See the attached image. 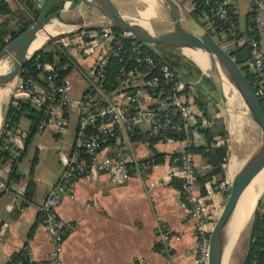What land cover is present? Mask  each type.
Listing matches in <instances>:
<instances>
[{
	"label": "built area",
	"instance_id": "obj_1",
	"mask_svg": "<svg viewBox=\"0 0 264 264\" xmlns=\"http://www.w3.org/2000/svg\"><path fill=\"white\" fill-rule=\"evenodd\" d=\"M194 1H187V11L193 9ZM203 1L207 12L202 14L199 21L205 23L212 18L220 23L227 35L226 43L221 44L227 50L237 46H244L248 50L251 75L249 84L264 114V56L256 36L258 19L241 32L226 1ZM112 32L99 29L53 42L52 45L67 49L75 68L62 76L59 67L38 65L46 73L42 77L44 84H37L31 77L25 80L17 77L10 92L11 99L28 100L35 109L45 113L46 118L38 126L39 132L63 136L68 125L66 116L71 111L77 112L75 138L68 152L61 155L59 179L40 207L44 227L52 244L45 264H61L64 236L72 226L58 218L56 208L61 195L74 193L79 178L89 176L96 179L104 175L114 185H122L131 177L143 178L151 172L153 165L147 162H136L128 167L121 159L98 157L103 147L116 141L119 132L128 137L140 125H146L149 135L161 142L170 141L173 134H182L184 137L185 149L180 153L179 166L168 179L180 180L181 195L195 229L193 263L209 264V239L225 203L226 198L222 197L224 185L219 186L217 191L206 185L203 194H195L192 189L196 180L194 154L187 149L203 142L194 130V120L200 119L201 125L205 127L214 117L209 116L207 119L201 111H192L183 97L185 83L180 81L177 72L169 64L157 61L143 51V46L149 45L122 32L124 38H133L126 44L116 39ZM111 59L117 60L120 68L114 80L116 87L107 92L102 86L101 77ZM78 60L90 63L86 73L76 72ZM73 74H78L83 81L78 99L71 97ZM12 103L16 105L15 101ZM16 133H11V130L4 132V150L20 147ZM222 143L219 140L216 144ZM3 188L4 185L0 183V190ZM226 189L229 190L228 182ZM160 236L164 243L170 241V233L165 227H161ZM27 260L31 264L28 255ZM144 262L143 259H135L130 264Z\"/></svg>",
	"mask_w": 264,
	"mask_h": 264
},
{
	"label": "crops",
	"instance_id": "obj_2",
	"mask_svg": "<svg viewBox=\"0 0 264 264\" xmlns=\"http://www.w3.org/2000/svg\"><path fill=\"white\" fill-rule=\"evenodd\" d=\"M6 1L10 6L11 0ZM181 1L187 9L188 0ZM224 1L239 31H245L253 20L258 19L256 36L264 56L260 38V32L264 29V0ZM226 41L227 35L221 32V43ZM71 79V97L78 99L81 93L77 96L75 88L83 87V81L77 74H73ZM75 79L78 86L74 88ZM11 90L12 85L0 92V134L6 110L10 104L13 105ZM183 97L192 111H199L193 102L195 92L192 88L185 90ZM209 106L211 104L207 106L208 111ZM209 114L213 119L217 118ZM71 115L72 125L69 121ZM76 116L75 111L66 116L68 125L63 136L46 132L52 136L51 146L40 145L38 138L34 140L35 151L30 157L29 166H23L22 161L35 136L25 144L29 125L21 122L25 118L20 120L16 133L20 147L15 146L16 149L13 148L10 153L11 159L17 160L21 151H25L14 171L18 178L11 180L9 177L12 160L0 166V183L4 185L0 190V264H8L12 256L22 251L26 252L31 264H45L52 244L44 227L40 207L59 179L61 155L68 152L75 138ZM148 133L146 125L136 127L128 137L119 132L116 141L103 147L98 155L99 158L121 159L126 165H132L149 160L154 153L163 154V163L153 165L147 176L131 177L122 185H114L104 175L96 179L83 176L76 181L72 195H61L56 208L57 216L72 226L64 236L61 264H130L135 259H143L144 264H194L195 229L181 195V182L177 178L168 179L179 166V156L174 158V155H180L185 145L183 141L177 140L150 144L143 140V135L149 136ZM194 165L196 180L192 189L195 194H203L206 185L215 191L220 189L214 187L212 181L202 185L198 180L208 172L203 158L195 155ZM224 169V178H215L221 181L220 187L224 185L222 197L229 181L226 165ZM250 220H247L240 234L249 228ZM161 227L169 231V242H163ZM236 242L227 264H240L246 253L247 241L241 247L236 246Z\"/></svg>",
	"mask_w": 264,
	"mask_h": 264
},
{
	"label": "water",
	"instance_id": "obj_3",
	"mask_svg": "<svg viewBox=\"0 0 264 264\" xmlns=\"http://www.w3.org/2000/svg\"><path fill=\"white\" fill-rule=\"evenodd\" d=\"M31 1L25 0L27 9L34 8V1L41 0H33V3ZM136 1L46 0L40 8L37 18L26 29L21 28L18 36L0 49V92L15 81L23 67L37 53L60 39L89 31L109 29L128 33L134 39L147 45L163 46L175 50L168 42L165 43L162 40L170 30V35L173 36L174 40L173 43L180 46L184 53L190 55L192 50H195L200 54L198 57L202 67L198 64L196 57H186L179 52L194 63L202 74L210 80L220 100L223 102L228 101L225 94V81L234 88L241 101L249 108L250 125H245L244 129L237 131L246 143L233 176L228 177V195L221 214L214 223L209 239V264H227L230 255L229 253L228 258L226 257L227 247L233 242L235 231L238 228V224L232 223V220L251 175L264 163V114L262 108L241 68L232 58L230 52L194 20L189 12L181 7L176 0H144L162 14L159 16L153 12L149 13L151 18L158 20L150 23L148 27L150 32L147 29L133 26L129 21L135 15L137 8L134 4L128 8V3ZM73 4L75 6L69 9V6ZM116 5L119 8L116 12L121 15L105 11V8L108 10V8H113ZM58 6H61V8L56 10ZM73 15L81 19L71 27L62 30L53 27L57 22L65 26L68 25L72 21L71 16ZM44 33L48 34L49 38L43 44L33 47ZM212 58H214V62ZM232 114L230 120L234 124L238 113ZM227 131L230 136L229 154L226 163L228 176V164L232 156L233 144L228 127ZM260 197L261 195L256 200L248 220L252 217ZM246 223L240 226L237 237ZM235 242L236 240H234L230 252Z\"/></svg>",
	"mask_w": 264,
	"mask_h": 264
},
{
	"label": "trees",
	"instance_id": "obj_4",
	"mask_svg": "<svg viewBox=\"0 0 264 264\" xmlns=\"http://www.w3.org/2000/svg\"><path fill=\"white\" fill-rule=\"evenodd\" d=\"M23 2L24 0H17ZM180 3L183 5L181 0ZM193 9L189 10V14L194 20H196L202 27H204L210 35L215 37L221 42V32L226 34L220 23L212 18L207 22L202 23L199 18L203 13L207 12V7L203 0H195ZM60 9V6L56 7V10ZM55 11V10H54ZM40 12V9L34 7L27 10V15H16L12 11L6 0H0V49H2L9 41L13 40L20 33V29H26L33 20H35ZM113 36L116 39H121L124 43L129 44L133 38H124L121 31H113ZM143 51L152 55L157 61L165 62L174 69L180 81L185 83V90L188 91L192 88L195 92L193 102L197 109L203 113V115L209 119L208 104H216L217 97L214 95L215 88L211 84L210 80L205 77L200 69L186 59L179 53L163 46H143ZM232 58L241 68L246 80L250 83L251 75L249 70V54L248 50L244 47H234L228 49ZM43 64H51L62 69V76H66L72 69L75 68V64L71 59L67 49L62 48L59 45H48L42 51L37 53L21 70L18 75V79L25 80L28 77L33 78L37 84H44L42 77L46 75L41 69ZM41 65L40 68L37 66ZM120 64L117 60L111 59L102 74L101 81L102 86L107 92H111L116 86L114 80L119 74ZM113 84V85H112ZM102 87V88H103ZM16 105H9L6 113L3 117L2 130L0 134V166L6 162H10L11 150H4V144L6 136L5 131L11 130V133L17 132L19 122L22 118L29 121V132L26 135L24 142L29 143L31 139L36 135L38 126L42 120L46 118L45 113L42 110L35 109L28 100H14ZM196 131L203 139V143L187 149L191 153L200 156L206 162L208 172L205 176L198 179L203 185L206 181H212L214 187H219L221 181L215 180L216 177L224 178L225 169L224 165L227 163L229 147H228V132L221 118L209 120V125L203 127L200 123V119H197L195 125ZM149 134V133H148ZM182 134H173L171 140L183 141ZM143 140L150 144L159 142V140L151 137L150 135H143ZM222 140L223 144L217 145V141ZM161 142V141H160ZM24 150L21 151L17 160L11 161V168L9 172L10 179H17L15 174L16 165L19 159L23 157ZM180 155H174V158H178ZM164 155L160 153H154L153 157L149 160L142 161L147 162L150 165L162 164ZM133 165V164H132ZM132 165H127L128 167ZM228 191L224 192L226 198ZM8 264H29L27 260L26 252L22 251L15 254L10 259ZM240 264H264V192L260 200L258 201L256 208L252 214L249 225V236L247 239V249Z\"/></svg>",
	"mask_w": 264,
	"mask_h": 264
},
{
	"label": "bare ground",
	"instance_id": "obj_5",
	"mask_svg": "<svg viewBox=\"0 0 264 264\" xmlns=\"http://www.w3.org/2000/svg\"><path fill=\"white\" fill-rule=\"evenodd\" d=\"M137 4L138 5H137L136 13L133 17H131L129 19V21L133 26L140 27L141 29L144 28V29H147L149 31L150 29H148V27H149L150 23H153V21H158L155 18H151V16H149V13L153 12L159 16H161L162 14L160 11H157L156 8H154L151 4L147 3L144 0L143 1L137 0ZM117 7H118V5H116L113 8H108V10H107V8H105V11L110 12V13H114V14L118 13L119 15H121L119 12H116V10L119 9ZM88 13H91V12H88ZM81 17H83V16H81ZM71 18H72L71 19L72 21L70 23H68V25L65 26V25L61 24L60 22H57L53 25V27L58 29V30L69 28L74 23H76L79 19H81L80 17H78L76 15L71 16ZM154 23H156V22H154ZM48 38H49L48 34H46V33L42 34V36L38 39V41L34 44L33 47H35V45H38V44H43ZM162 40L165 43L168 42L171 46H173V48L175 50H177L178 52H181L186 57H191V56L196 57L198 64L202 67L201 61L199 60V57H198L200 54L198 52H196L195 50H192L190 55L184 53V51L182 50V48L180 46L175 45L173 43L174 40H173V36L170 35V30H168V32L162 38ZM212 60H213V62L215 61L214 58H212ZM218 70H219V68H218ZM220 76H221V74H220ZM224 86H225V91H226L225 94H226V97L228 98V101H226L224 103L227 107L229 120L231 119V117L233 115L232 113H235V112L238 113L234 124L230 120L231 125H232L231 126V131H232L231 135H232V144H233L232 145L233 146L232 147L233 148V158H232L230 166H229L230 168H229L228 177L231 178L233 176L235 170H236L240 154H241V152L245 146V143H246L244 138L243 137L239 138L240 134L237 133L238 130H241L240 129L241 127L239 126V120H237V118L242 114H245V113L250 114V113H249V108L247 106H245V104L241 101L240 97L237 95L234 88L231 87L225 81H224ZM249 123H247V124L244 123V125H242L243 126L242 129H244L245 125H249ZM237 142L238 143L241 142L243 144V146L240 147L237 144ZM234 143H235L236 149L234 147ZM263 185H264V163L262 165H260L254 171V173L251 175V177H250V179L246 185V188L243 192V195L240 199V203L238 205L237 211H236L235 216L232 220V223L238 224V226H237L238 228L236 229L235 234H234L233 242H234V240H236L240 226L244 225L247 222L249 216L251 215L252 210L254 208V205L256 203V200L262 194ZM233 242L230 243V245H228V247H227V256H226L227 258H228V255L230 253V249L233 245Z\"/></svg>",
	"mask_w": 264,
	"mask_h": 264
},
{
	"label": "rangeland",
	"instance_id": "obj_6",
	"mask_svg": "<svg viewBox=\"0 0 264 264\" xmlns=\"http://www.w3.org/2000/svg\"><path fill=\"white\" fill-rule=\"evenodd\" d=\"M143 1V0H142ZM178 3H179V5L181 6V7H183V5L180 3V1H178V0H176ZM46 2V0H41V1H34V4H35V6L34 7H37V8H41L43 5H44V3ZM31 3H33V0L31 1ZM133 4H135V6H136V8H137V1L136 2H130V3H128V8L129 7H131V6H133ZM75 5L73 4V5H71V6H69V9H71V8H73ZM10 7H11V9H12V11L15 13V16L16 15H24V14H26L27 15V7L25 6V0H24V3L23 2H19V1H17V0H11V2H10ZM61 8V7H60ZM184 8V7H183ZM185 9V8H184ZM187 10V9H186ZM22 13V14H21ZM260 38H261V46H262V48H263V50H264V29L260 32ZM218 41V40H217ZM218 42H220V41H218ZM221 43V42H220ZM170 49V48H169ZM172 50V49H171ZM175 51V50H174ZM175 52H177V53H179L178 51H175ZM180 55H181V53H179ZM183 56V55H182ZM186 58V57H185ZM78 65H77V73H79V72H81L82 71V73L85 71V73L87 72V69H88V66L90 65V63H88L87 64V62H85V63H82V61H79L78 60V62H76ZM75 72V73H76ZM78 75V74H77ZM13 84H14V82L11 84L12 86H13ZM73 86H74V88H75V86H78L77 85V82H76V79L75 80H73ZM76 84V85H75ZM10 85V86H11ZM82 85V84H81ZM80 88V89H79ZM81 90H82V87H77V88H75V92H77V96H78V94L79 93H81ZM214 95L217 97V102H216V104L214 105V104H211V106H209V113H211L212 114V116H215V117H217V118H221L222 120H223V122H224V125L226 126V130H227V127H228V129H229V131H230V133L232 132L231 131V121L229 120V117H228V112H227V107H226V105H225V103L222 101V100H220L219 99V97H218V95H217V93H216V91L214 92ZM247 116V117H246ZM250 116V114H248V113H245V114H242V115H240L238 118H237V120H239V126L241 127L240 129H242L243 128V126L242 125H244V123H251V118L249 117ZM243 118V119H242ZM69 121H70V125H72L73 123V116L71 115L70 117H69ZM24 125H29V121L27 120V119H22V121H21ZM250 123H249V125H250ZM228 132V131H227ZM241 137V135H239V138ZM38 138V143L40 144V145H45V146H51L50 144H51V142H53V141H51V139H52V136L49 134V133H46V132H42V133H37L36 135H35V137H34V139H33V141H32V143L30 144V146H29V148H28V152H27V155L24 157V159H23V161H22V165L23 166H29V160H30V157H31V155H32V153L35 151V146H34V140L35 139H37ZM229 141H230V136H229V134H228V140H227V142H228V147H229ZM242 142V141H241ZM241 142H237V144L240 146V147H242L243 146V142L241 143ZM53 145V144H52ZM233 147V146H232ZM234 147H235V143H234ZM235 149H236V147H235ZM232 158H233V148H232V156H231V159H230V162H229V164H228V167L230 166V163H231V160H232ZM230 168V167H229ZM229 168H228V175H229ZM263 192H264V189H263ZM262 192V193H263ZM247 228H245L244 229V232H242L241 234H240V236H239V238H238V240H237V242H236V246H238V247H241V246H243L244 244H246V241H247V237H248V234H249V228L246 230Z\"/></svg>",
	"mask_w": 264,
	"mask_h": 264
},
{
	"label": "flooded vegetation",
	"instance_id": "obj_7",
	"mask_svg": "<svg viewBox=\"0 0 264 264\" xmlns=\"http://www.w3.org/2000/svg\"><path fill=\"white\" fill-rule=\"evenodd\" d=\"M23 3H24V1H23ZM25 6L27 7V4L25 3ZM61 7V6H60Z\"/></svg>",
	"mask_w": 264,
	"mask_h": 264
}]
</instances>
